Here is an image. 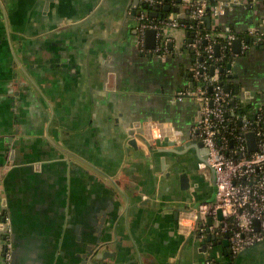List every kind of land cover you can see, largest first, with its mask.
Masks as SVG:
<instances>
[{"label": "crops", "instance_id": "obj_1", "mask_svg": "<svg viewBox=\"0 0 264 264\" xmlns=\"http://www.w3.org/2000/svg\"><path fill=\"white\" fill-rule=\"evenodd\" d=\"M190 1L181 0L182 23ZM244 1L211 26L248 38L262 26L264 1ZM142 2L0 0V257L9 214L16 264H87L90 247L114 254L105 264H206L209 255L216 264H264V244L230 256L225 238L206 242L207 219L190 235L179 227L178 211L189 207L191 217L216 199L191 136L199 105L176 100L193 84L195 57L183 27L172 56L140 51ZM249 51L233 54L232 82L255 112L264 106V51ZM147 122L156 139L181 137L184 151L141 145Z\"/></svg>", "mask_w": 264, "mask_h": 264}, {"label": "built area", "instance_id": "obj_2", "mask_svg": "<svg viewBox=\"0 0 264 264\" xmlns=\"http://www.w3.org/2000/svg\"><path fill=\"white\" fill-rule=\"evenodd\" d=\"M164 0H143L153 8H158ZM177 5L175 7H178ZM183 6V5H182ZM233 6H246L244 0H231L229 2L211 3L210 0H194L187 4L189 15L195 21L193 29L195 39L188 47L193 51L196 63L193 67V88L180 90L176 95L177 101L191 100L199 105L201 121L193 129L191 134L203 143L202 160L199 164L201 170H211L215 175L216 200L199 205L193 216L187 213L181 214L179 227L182 233L190 235L197 228L200 221L211 218L209 227L212 235L226 238L233 256L264 244V129H252L250 120L241 117V127L236 130L227 114L236 116L235 108L228 109L231 101L238 98L232 97L221 82L218 69L213 75L208 73V66L199 62L203 54L210 61H220L216 56V43L218 38H225L227 45L232 50L233 42L238 39L234 34H221L214 31L202 33V25L210 15L212 19L225 16ZM137 35L140 51L153 53L163 59L172 56L171 45L176 38L174 31L181 27L179 19L174 15L168 21L155 23L147 15L141 13L136 17ZM163 28V32H162ZM157 31V45L154 51H149L145 46V34L147 30ZM253 44L243 41L242 53L249 51L251 47L264 45V20L261 28L250 31ZM205 48L201 50V44ZM234 54V53H233ZM229 72V71H228ZM230 73V72H229ZM240 103L242 101L238 100ZM264 106L258 109V121H262ZM239 118V117H238ZM155 123L147 122L142 125L144 136L148 141L158 140L154 138ZM255 132L257 138V150L250 152L246 135ZM221 215V219L219 218ZM3 221V250L0 264H12L14 245L12 242V227L8 215H4ZM208 226L204 223V231ZM212 250V247H209ZM206 264H216V258L209 255Z\"/></svg>", "mask_w": 264, "mask_h": 264}, {"label": "water", "instance_id": "obj_3", "mask_svg": "<svg viewBox=\"0 0 264 264\" xmlns=\"http://www.w3.org/2000/svg\"><path fill=\"white\" fill-rule=\"evenodd\" d=\"M229 1H231V0H210L211 3L229 2ZM260 1H264V0H260ZM141 5H144V2H142ZM157 9L151 10V12H150V16L151 17L157 18L159 16V13H158ZM165 11L168 12V13L177 15V18L179 20H182L183 17L185 16V15H183L181 13V6L174 7V8L165 7ZM206 20H207V22H208V24L210 26L211 22H212L211 16H208ZM245 42L247 44L252 45L253 44V39L250 38V37L245 38ZM190 43H192V41H190ZM156 45H157V31L156 30H152V29L151 30H147L146 34H145V46H146V49L149 50V51H154V49L156 48ZM242 46H243V39H241V38L236 39L233 42V46H232L233 53L236 54V55H239V56H241V55L250 56V54H251L250 51L245 52V54L242 53ZM171 47H172V45H171ZM254 48L256 50H258V51H264V45L255 46ZM219 55H220L219 48L216 47V56H219ZM214 70H215V68L212 67L211 68V72H210L211 75L214 74V72H215ZM228 71L229 72L233 71V73H229V78L232 81L239 79V76L236 73L237 67L234 66V59L231 60L229 62V64H228ZM189 77L192 78L193 74H190ZM190 87L193 88L194 84L191 83ZM225 88H226L227 91H230L232 89L230 84L225 85ZM234 88H235V93L237 95H239L241 93V90H242L241 83L236 84ZM248 96H250V94ZM237 98H239L237 100L241 101L240 97H237ZM232 104L235 106L236 105V101H233ZM250 104H251V100L249 98H246V100L241 103V105L243 107V111L248 110V108L250 107ZM139 127H140V125H139ZM133 136H134V134H133ZM246 138H247V144H248L249 151L250 152H255L257 150V138H256V135H255V132L248 133L246 135ZM141 142H142L141 145H144L145 147H147V149L149 148V145H151L152 143L157 145L158 148L162 149L161 152L164 153V154L172 153V154H175V155H180L184 151L183 146L179 145V144L183 143V139L181 137H178L177 135L176 136H172V137H170V136L169 137H164L162 140L158 139V140L150 142V141L147 140V138L142 133ZM130 144L135 146V148L139 147V144H138L136 138H133V141ZM187 146H190V143ZM193 146H195L197 148H202L203 147V143L202 142H199L197 144L193 143ZM76 158H78V157H76ZM202 160L205 161V158H202ZM213 176H214L213 189H214V193L216 195L217 191H216V183H215L214 172H213ZM182 186H183L182 187L183 189H188L189 183H188V177L186 175L182 176ZM215 200L216 199H213V200L208 201V202H214ZM205 203H207V202H205ZM199 205H201V204H199ZM199 205H196L191 210H194L195 208L197 209L199 207ZM3 209H4V211L8 210V207H7L6 203L3 204ZM188 209H189V207H186L185 209L180 210V212L178 211L176 213L177 220L180 219V216H181L180 213L181 212L182 213L191 212ZM8 216H9V214H8ZM9 218H10V216H9ZM219 218L221 219V215H219ZM2 221H5L4 217H3ZM10 223H11V227H12L11 218H10ZM212 224H213L212 223V219L211 218L207 219L208 229H207L206 232H207L208 236H207L206 242L216 241V236L212 235L211 232H210V229H209V227ZM202 235L203 234L200 233L199 237L201 238ZM12 242H13V245H14V230H13V227H12ZM223 243H224L225 246H229V242H228V240L226 238L223 240ZM102 244L103 243H100V245H102ZM103 247H104V245H103ZM102 249H103L102 247L101 248L99 247L97 249H93L92 247H90L88 249L89 256L85 257V259H88L87 264H105L104 262H106L107 260L112 259L114 257V254L108 252V250L102 251ZM228 255H230V256L232 255L231 251L228 252ZM12 264H16V252L15 251H13V262H12ZM84 264H86V263L84 262Z\"/></svg>", "mask_w": 264, "mask_h": 264}, {"label": "trees", "instance_id": "obj_4", "mask_svg": "<svg viewBox=\"0 0 264 264\" xmlns=\"http://www.w3.org/2000/svg\"><path fill=\"white\" fill-rule=\"evenodd\" d=\"M181 4H182L181 0H164L163 4L160 7H158V9H157V7L153 8L148 3H144V5H142L140 12L137 14L136 17H138L141 13H143V14L147 15L148 18L155 23H159L161 21H168L170 19L171 13L166 12L165 7L174 8L175 6L181 5ZM154 9L158 10L159 16L157 18H153L150 16L151 10H154ZM179 22H180L181 27H183L186 31V37H187L186 42H187V44H189L190 41L193 42V40L195 39V36H196L195 31L193 29V26H195V24H196L195 21L189 20V21H186L183 23L181 21H179ZM201 29H202L203 34H205L207 32H211V31H214L216 33H221V34L224 32L221 27H217V26L213 27L211 25L209 26L207 20L204 22V25H202ZM162 32H163V28H162ZM228 34H234L237 38L245 39V38H243V36L241 34H238L234 31H229ZM227 43L228 42L225 38H218V40H217L215 47L219 48V52H220L219 57L221 58L220 61H210L207 59L205 54H203L202 58H199V62L204 63L206 66H208V73L211 72L212 67L218 69V75H219L221 82L224 84V86L227 84L231 85L232 89L229 92L232 95V97H234L236 95L235 88H234L235 85H233L232 80L229 78V72H228V64L231 60L234 59V56H233L232 50H230ZM204 48H205V44L202 43L201 44V50H203ZM187 50L188 49H187V45H186L184 48V52H186ZM194 57H195V55H194ZM195 63H196V59L193 61V66L195 65ZM191 81L193 82V77L191 78ZM193 84H194V82H193ZM232 102L233 101H231L228 104L227 108L228 109L235 108L236 116L233 117L230 114H227V117H228L227 119L229 121H232L233 124H231V125H233V127H235L236 130L241 127L239 119L243 116H246L250 120V122L252 123V127H251L252 129H254V130L264 129L263 122L258 121V118H257V116L259 115L258 111H255V112H254V110L251 111L252 108H248V110L243 111V107L238 100H236L235 106L232 104ZM262 121H264V111L262 113Z\"/></svg>", "mask_w": 264, "mask_h": 264}, {"label": "rangeland", "instance_id": "obj_5", "mask_svg": "<svg viewBox=\"0 0 264 264\" xmlns=\"http://www.w3.org/2000/svg\"><path fill=\"white\" fill-rule=\"evenodd\" d=\"M261 63L263 65V67H264V64H263L264 63V55L261 56Z\"/></svg>", "mask_w": 264, "mask_h": 264}]
</instances>
